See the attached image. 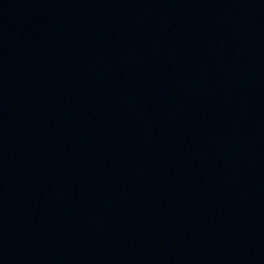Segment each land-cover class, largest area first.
<instances>
[{
  "label": "water",
  "instance_id": "obj_1",
  "mask_svg": "<svg viewBox=\"0 0 264 264\" xmlns=\"http://www.w3.org/2000/svg\"><path fill=\"white\" fill-rule=\"evenodd\" d=\"M0 264H264V0H0Z\"/></svg>",
  "mask_w": 264,
  "mask_h": 264
}]
</instances>
